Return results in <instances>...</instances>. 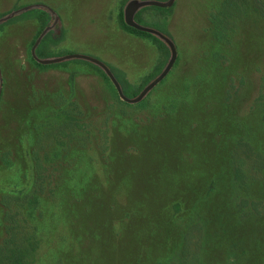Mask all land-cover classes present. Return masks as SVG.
Returning <instances> with one entry per match:
<instances>
[{"label":"rangeland","instance_id":"rangeland-1","mask_svg":"<svg viewBox=\"0 0 264 264\" xmlns=\"http://www.w3.org/2000/svg\"><path fill=\"white\" fill-rule=\"evenodd\" d=\"M142 1L0 12L50 6L59 48L138 84L160 51L119 12ZM171 2L144 107L85 63H44L37 18L0 28V264H264V0Z\"/></svg>","mask_w":264,"mask_h":264},{"label":"trees","instance_id":"trees-1","mask_svg":"<svg viewBox=\"0 0 264 264\" xmlns=\"http://www.w3.org/2000/svg\"><path fill=\"white\" fill-rule=\"evenodd\" d=\"M170 2L171 0H143L140 2V8L133 15L132 22L126 18L125 9L123 7L120 9L119 22L122 28L135 35L151 40L160 51L156 73L149 75L138 84L130 82L121 69L93 54H78L68 49L59 48L57 44L61 39H64L66 29L60 23L58 24V13L44 3L36 2L16 6L13 9L0 12V28L27 15L37 18L40 21L41 32L43 34L38 48L43 54L42 59L44 63L53 65L59 63L57 62L58 60L63 61V63H68L69 61L85 63L88 66L96 68L98 72L106 77L113 79L124 98L137 100L144 107L147 104L145 101L147 93L144 94V92L151 82L165 72L174 56L173 37L167 26V12L170 11L172 4ZM147 8L162 12L164 14L163 20L145 19L142 13Z\"/></svg>","mask_w":264,"mask_h":264}]
</instances>
